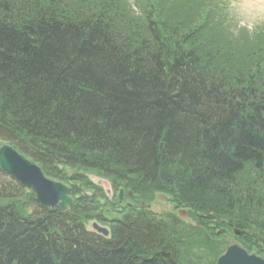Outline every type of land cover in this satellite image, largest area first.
Returning a JSON list of instances; mask_svg holds the SVG:
<instances>
[{
    "label": "trees",
    "instance_id": "trees-1",
    "mask_svg": "<svg viewBox=\"0 0 264 264\" xmlns=\"http://www.w3.org/2000/svg\"><path fill=\"white\" fill-rule=\"evenodd\" d=\"M86 2L0 0V140L67 184L74 201L51 209L11 179L27 202H3L0 189V264H193L184 250L213 247L200 227L213 220L264 255L261 54L246 71L224 67L222 52L233 58L239 41L231 39L233 53L224 41L210 48L199 29L222 33L220 21L181 19L164 0H144L141 17L129 19L118 0L97 10ZM246 43L240 56L253 49ZM88 172L108 180L114 196ZM156 193L199 223L186 228L172 212L140 206ZM117 207L121 217L111 215ZM91 220L106 223L109 236L87 230Z\"/></svg>",
    "mask_w": 264,
    "mask_h": 264
},
{
    "label": "rangeland",
    "instance_id": "rangeland-1",
    "mask_svg": "<svg viewBox=\"0 0 264 264\" xmlns=\"http://www.w3.org/2000/svg\"><path fill=\"white\" fill-rule=\"evenodd\" d=\"M87 1L86 3L91 4L93 7L98 9L101 4L102 0H84ZM165 1V9L167 12H174L179 15L182 19L183 15L186 18H193L196 19L195 22L202 23L204 18L207 20V26L212 28L214 24H218L220 21L221 26L225 29L222 33H214L212 34L206 33V31L201 28L199 29V34H204V40L209 43V47L212 48L213 45L219 44L221 41L224 43L219 47L222 49H227V47L232 48V53L235 52V48L231 39H237L239 43L236 45V55L233 58L228 57L229 52L224 51L222 52L223 55L226 56V59L229 60L228 62L224 63V67L228 69H242V71H246L249 68H254V63L257 59L258 54H261L260 60L264 63V51L261 49L264 47V0H164ZM202 3V14L199 15L196 8L199 4ZM218 3V7L216 6ZM145 5L144 0H118V6H115L117 11H121V14L125 18H131L133 14L137 17H141L142 9ZM227 13V17L221 10ZM205 11H212L210 14H204ZM164 12V13H165ZM185 12V13H184ZM217 15L216 20L212 21V15ZM111 16V15H110ZM113 17V16H112ZM140 20L134 21L139 23ZM188 21V20H185ZM184 24V23H183ZM185 25V24H184ZM226 26V28L224 26ZM228 26V27H227ZM191 28V26H187V29ZM166 30V27L164 28ZM217 35V36H215ZM261 36V37H259ZM223 38L224 40H221ZM168 39H171L172 42L179 43L180 40L174 34L170 32V36ZM252 39L254 45H252L251 51L245 52L240 56V48L244 45L247 46L246 42H249ZM261 40V44L260 41ZM258 42V44H257ZM203 46L206 47L207 51L210 52V48H208L204 43ZM246 50H249L248 48ZM246 69V70H245ZM68 174H71L70 170H66ZM88 178L95 183L99 182V185L103 188L108 187V184L105 185L103 182L104 179L100 178L98 175L88 172L86 173ZM11 181L7 178L2 179L0 178V189L5 193L3 195L2 201L3 202H12L16 203L19 206H22L25 202H27V198L25 197V191H12L9 185ZM74 189H78L79 192H82V187L79 185H74ZM22 194H20V193ZM261 193H264V188H262ZM110 197V196H108ZM129 203H133L132 201H128ZM150 203V209L152 212L161 214L166 211L164 207L159 203L151 202V199L146 201L145 204ZM23 211H26L27 208L24 206L21 208ZM188 210V208H186ZM122 208L117 207L112 213V216L121 217L122 215ZM186 217L184 219H180L183 221V224L186 228L188 226L195 227L199 222L198 219L195 218L197 216L196 212L193 211V214H190L189 211L185 212ZM101 225L108 227L106 223H102ZM90 222L87 223V228H89ZM218 226V222L215 220L208 222L204 227L200 226L204 230V237L210 241L211 250L207 247L201 246L199 244L191 245L189 244L187 248L184 250V260L188 261L189 263H198L201 264H211L214 262L216 256L221 252L220 249L215 250V245H219L220 247H224L228 243L235 241V239L230 235L231 230H226L225 232H221ZM252 234L254 230H249ZM199 237L193 235L191 240L195 241L198 240ZM197 241V242H198ZM262 249L264 250V244H262Z\"/></svg>",
    "mask_w": 264,
    "mask_h": 264
},
{
    "label": "water",
    "instance_id": "water-1",
    "mask_svg": "<svg viewBox=\"0 0 264 264\" xmlns=\"http://www.w3.org/2000/svg\"><path fill=\"white\" fill-rule=\"evenodd\" d=\"M0 170L30 188L35 200L40 204L51 208L58 207L62 211L73 206L65 185L46 179L36 165L6 143L0 146ZM159 198L166 199L165 196H159ZM92 228L103 236L108 235V230L95 222L92 223ZM213 264H264V260L254 254H248L240 246L232 243Z\"/></svg>",
    "mask_w": 264,
    "mask_h": 264
},
{
    "label": "bare ground",
    "instance_id": "bare-ground-1",
    "mask_svg": "<svg viewBox=\"0 0 264 264\" xmlns=\"http://www.w3.org/2000/svg\"><path fill=\"white\" fill-rule=\"evenodd\" d=\"M3 141L0 140V143H2Z\"/></svg>",
    "mask_w": 264,
    "mask_h": 264
}]
</instances>
